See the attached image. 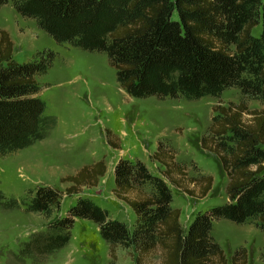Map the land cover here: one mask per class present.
<instances>
[{"label": "trees", "instance_id": "1", "mask_svg": "<svg viewBox=\"0 0 264 264\" xmlns=\"http://www.w3.org/2000/svg\"><path fill=\"white\" fill-rule=\"evenodd\" d=\"M8 1L0 0V7ZM13 2L21 15L35 19L57 42L105 53L120 87L131 96L196 100L237 87L264 105V0ZM261 21L263 32L256 36L253 29ZM55 58L56 53L46 49L17 62L11 35L0 28V155L32 145L57 125V117L47 113L37 79ZM214 109L201 145L219 158L227 173L226 203L198 211L184 228L181 209L172 204L170 184L204 198L213 188L214 177L205 172L191 176L188 164L176 159L166 140L160 141L152 159L163 166V176L151 172L140 158H119L114 167L113 193L136 214L133 230L89 197L79 196L65 215L53 216L63 192L38 185L23 203L26 211L49 217L47 229L33 233L21 253L51 255L70 241L76 218H88L98 224L113 257L117 246L125 245L134 247L137 264H151L156 251L162 255L161 264H228L212 235L214 219L251 221L264 235V107L251 109L241 100L221 102ZM107 140L120 148L111 130ZM107 168L106 159H101L62 178L71 183L66 193L79 194L84 187L97 186ZM0 205L21 207L19 200L1 189ZM247 263L248 250L240 246L231 264Z\"/></svg>", "mask_w": 264, "mask_h": 264}, {"label": "rangeland", "instance_id": "2", "mask_svg": "<svg viewBox=\"0 0 264 264\" xmlns=\"http://www.w3.org/2000/svg\"><path fill=\"white\" fill-rule=\"evenodd\" d=\"M0 28L9 31L17 62H26L46 49L56 53L54 63L37 79L47 113L57 117V125L45 138L0 155V189L21 203L20 208L13 209L0 205V264H137L133 246L119 245L111 256L98 224L88 218H76L70 241L51 255H23L24 244L33 233L46 230L49 220L45 215L26 211L23 202L38 185H51L63 192L61 206L53 216L65 215L79 196L89 197L133 230L136 214L113 193L114 167L119 158H140L151 172L163 176V166L152 159L160 141L166 140L176 159L188 164L191 176L205 172L214 177L213 188L204 198L190 196L169 183L172 204L181 209L184 228L198 211L228 201L227 173L219 158L202 147L201 139L212 122L216 105L245 100L251 109L263 108L260 99L244 96L237 87L226 88L220 96L196 100L134 97L120 87L105 53L57 42L35 19L21 15L13 0L0 7ZM262 32L261 21L253 34L260 36ZM107 130L119 138L120 148L109 144ZM101 159H106L108 168L99 184L68 195L66 189L71 183L62 178ZM212 235L224 250L228 264L240 246L248 250L247 264H264V235L256 223L214 219ZM161 262L162 255L156 251L151 264Z\"/></svg>", "mask_w": 264, "mask_h": 264}]
</instances>
